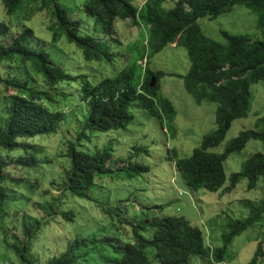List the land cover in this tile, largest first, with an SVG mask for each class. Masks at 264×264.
<instances>
[{
    "label": "trees",
    "instance_id": "trees-1",
    "mask_svg": "<svg viewBox=\"0 0 264 264\" xmlns=\"http://www.w3.org/2000/svg\"><path fill=\"white\" fill-rule=\"evenodd\" d=\"M134 1L86 0L83 9L88 17L94 19L96 25H102L110 35L118 20L146 24L153 53L179 41L178 44L187 48L191 60L190 71L181 77L186 90L198 103L217 104L216 130L204 136L201 146L193 151L191 157L175 161L182 179L194 191L205 189L213 193L221 190L232 192L243 179L248 180V190H255L258 182L264 179V152L256 153L245 161L242 170L232 174L227 187L225 162L232 154L242 151L250 140H259L264 144V118L257 122L258 129L240 132L223 153H213L210 150L225 141L233 121L248 117L252 108L250 87L258 82L264 83V0H179L171 9L165 7L168 0H146L141 9L134 5ZM1 2L10 16L18 14L26 5L41 2L40 9L50 10L54 19L49 28L53 43L65 37L69 43L76 45L87 62L112 64L116 61L109 43L96 37L81 35L80 21L72 20L59 0ZM238 5H247L261 13L263 40L225 33L228 44L222 45L202 33L197 24L199 19H216ZM10 33L11 27L0 22V38L7 37ZM32 37H35L34 31L27 28L11 39L9 45L0 44V62H9L10 66L19 63L17 68L23 71L30 65L42 76L47 88L53 89L59 85L72 88L74 82L81 80L80 100L86 103L87 113L83 117L81 133L74 142L67 143L64 154L70 165L64 173L63 191L66 195L83 197L85 191L96 186L99 178L126 171V167L113 170L111 164L114 162V152L111 146L95 147L92 150L84 146L82 140L87 137V132L106 133L126 129L134 120L131 113L134 103L140 104L151 116L161 118L164 114L173 120L175 110L171 102L154 97L158 84L150 87L152 78L158 82L159 77L165 74L150 71L147 62L143 76L138 75V64H130L116 75L93 84L86 76H79V79L71 76L49 53L34 48ZM4 69L0 70V83L5 90L12 88L13 94L5 98V104L0 106V154L2 151L24 150L26 155L11 160L0 156L1 223L10 216L7 210L9 205L13 204L19 210L17 204L31 198L20 192L22 188L30 192V188L17 186L14 182L18 181L9 173V169L13 165L37 167L39 161L36 157L41 150L31 143L32 140L56 134L66 117L61 110L49 106L53 105L55 97L46 91L47 88L37 89L33 86L34 82L31 81L30 85L27 79H5L1 76ZM30 150L32 152L29 155ZM139 168L149 171L147 166ZM58 200L55 198L44 203L41 209L54 212ZM243 204L249 214L242 220L231 219L228 222V233L223 236L222 248L212 250L206 243L203 231L193 226L185 217L163 216L156 219L145 214L142 221L131 223V240L122 243L120 239L89 234L87 237L76 238L59 256L46 264H190L197 257L206 258L209 264H222L234 239L264 216V199L260 203L245 200ZM115 210L118 211V207L106 209V213L112 215ZM61 214L64 219L72 222L77 217L73 211ZM44 225L38 219H24V239L16 236L17 260L13 264H37L31 257L32 241ZM149 229L153 230L151 238L144 235ZM152 252L154 255L150 256ZM260 257H264L262 243H259L257 254L249 264H259Z\"/></svg>",
    "mask_w": 264,
    "mask_h": 264
},
{
    "label": "rangeland",
    "instance_id": "rangeland-1",
    "mask_svg": "<svg viewBox=\"0 0 264 264\" xmlns=\"http://www.w3.org/2000/svg\"><path fill=\"white\" fill-rule=\"evenodd\" d=\"M144 1L135 0L134 5L142 8ZM178 1L168 0L165 7L174 8ZM59 2L72 20L80 21L82 36L96 37L111 45L116 61L112 64L87 62L76 45L69 43L65 37L53 43L49 28L54 19L50 10L40 9L41 2L26 5L18 14L10 16L0 0V22L11 27L10 35L0 38V44L9 45L11 39L31 28L35 36L31 39L34 48L49 53L71 76L77 79L79 76H86L93 84L116 75L130 64H138L136 72L143 76L146 68L143 64L148 61L150 71L165 74L155 82L158 88L154 97L170 101L175 116L173 120L164 114L157 118L151 116L140 104L134 103L131 108L134 120L126 129L106 133L88 131L82 144L91 150L95 147L111 146L114 152V162L111 164L113 170L126 167V171L99 178L96 186L85 191L83 197L66 195L63 191L64 173L70 161L64 153L67 143L74 142L81 133L83 117L87 113L86 103L80 100L81 80L74 82L76 86L73 85L72 88L66 85L47 88L42 76L30 65L23 71L17 68L19 63L10 66L9 62H0V70L5 68L1 74L3 78H19L22 81L27 79L30 85L34 82L33 86L37 89L47 88L46 91L55 97L53 105L49 106L66 115L56 134L32 140L31 143L41 150L36 157L39 161L37 167L23 168L13 165L9 169V173L18 181L14 182L17 186L30 188V192L24 188L20 192L31 198L17 204L19 210L13 204L9 205L7 210L10 216L2 223L0 221V264H13L17 260L16 236L24 239L23 221L27 217L45 224L32 241L31 257L37 264H46L59 256L76 238L87 237L89 234L109 236L125 243L132 239L131 223L142 221L145 214L156 219L163 216L185 217L193 226L203 231L206 243L212 250L222 248L223 236L228 233V222L231 219L242 220L249 214L243 201L260 203L264 199V179L258 182L255 190H248V180L243 179L232 192L221 190L213 193L205 189L192 190L177 171L175 161L191 157L193 151L201 146L204 136L217 128V104L198 103L186 90L181 78L191 68L187 48L182 44H170L162 51L153 53L146 24L118 20L110 35L106 28L96 25L94 19L86 15L83 9L86 0ZM260 16L259 11L249 6L238 5L216 19L201 18L197 24L210 40L227 45L225 33L263 40ZM250 91L252 108L248 117L233 121L225 141L210 150L211 152L221 154L240 132L258 129L257 122L264 118V83L252 84ZM11 94L12 88L5 90L0 83L1 107L5 104V98ZM62 97L64 100L69 99L64 101ZM31 152L30 150L29 155ZM259 152H264L263 142L250 140L242 151L227 159L226 187L232 174L240 172L245 161ZM21 155L25 156L26 152L2 151L0 154L9 160L18 159ZM139 166H147L149 171H143ZM55 198L59 200L54 212L41 209L44 203ZM115 207L119 210L113 211L112 215L106 213V209ZM69 211L75 212L77 216L73 222L67 221L61 214ZM144 235L151 238L153 230H147ZM259 243L263 244L264 250V216L234 239L222 264H249L257 254ZM153 255L152 252L150 256ZM259 261V264H264V257H260ZM208 262L206 258L197 257L190 264H209Z\"/></svg>",
    "mask_w": 264,
    "mask_h": 264
},
{
    "label": "clouds",
    "instance_id": "clouds-1",
    "mask_svg": "<svg viewBox=\"0 0 264 264\" xmlns=\"http://www.w3.org/2000/svg\"><path fill=\"white\" fill-rule=\"evenodd\" d=\"M145 1H146V0H145ZM145 1H144V4H145ZM144 4H143V5H144ZM142 7H143V6H142ZM139 9H141V8H139ZM186 10H188V11H189V10H190V9H189V7H187V6H186ZM178 42H179V41H177V42H176V43H177V45H178ZM174 44H175V43H174ZM147 62H148V61H147ZM147 62H144V64H143V65H144V67H146V66H147ZM143 65L141 64V66H143ZM152 79H153V78H152ZM154 79H155V78H154ZM143 81H144V78H142V82H143ZM155 82H156V79H155Z\"/></svg>",
    "mask_w": 264,
    "mask_h": 264
},
{
    "label": "water",
    "instance_id": "water-1",
    "mask_svg": "<svg viewBox=\"0 0 264 264\" xmlns=\"http://www.w3.org/2000/svg\"><path fill=\"white\" fill-rule=\"evenodd\" d=\"M154 86H155V79L153 78V79H152V82H151V84H150V87L153 88Z\"/></svg>",
    "mask_w": 264,
    "mask_h": 264
},
{
    "label": "crops",
    "instance_id": "crops-1",
    "mask_svg": "<svg viewBox=\"0 0 264 264\" xmlns=\"http://www.w3.org/2000/svg\"><path fill=\"white\" fill-rule=\"evenodd\" d=\"M173 45H177V43L173 44Z\"/></svg>",
    "mask_w": 264,
    "mask_h": 264
}]
</instances>
